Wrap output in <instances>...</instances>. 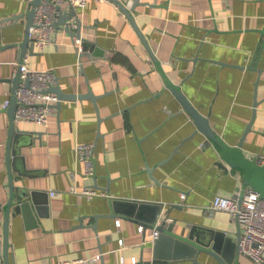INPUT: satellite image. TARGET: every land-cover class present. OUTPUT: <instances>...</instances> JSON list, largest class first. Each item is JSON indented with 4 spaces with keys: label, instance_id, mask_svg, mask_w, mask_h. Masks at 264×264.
I'll return each instance as SVG.
<instances>
[{
    "label": "crops",
    "instance_id": "1",
    "mask_svg": "<svg viewBox=\"0 0 264 264\" xmlns=\"http://www.w3.org/2000/svg\"><path fill=\"white\" fill-rule=\"evenodd\" d=\"M29 2L0 0V20L26 13ZM122 5L131 19L107 2L88 0L76 10L81 36L96 45L80 66L71 36L59 29L52 34L54 44L33 48L25 57L31 70L55 69L64 94L90 89L97 111L86 97L62 100L47 126L16 123L20 134L10 138L2 101L13 85L0 81V264H5V204L12 192L16 201L23 190L35 193L41 210L30 222L12 209L9 264H55L99 253L97 264L152 260L154 224L105 218L113 199L147 204L144 216L168 217L164 229L176 235L197 225L237 242L238 224L227 212L208 215L203 209L215 195L229 197L239 187H253L243 184L238 170L218 163L216 145L167 82L178 86L227 145H240L250 159L263 155L264 0H125ZM61 8L68 11L69 4ZM26 22L25 16L0 23V80L14 78L18 70L17 44ZM77 142L94 143V176L84 177L74 152ZM73 185L106 195L86 197L73 192ZM199 256L196 264H219ZM237 264L253 263L237 253Z\"/></svg>",
    "mask_w": 264,
    "mask_h": 264
},
{
    "label": "water",
    "instance_id": "2",
    "mask_svg": "<svg viewBox=\"0 0 264 264\" xmlns=\"http://www.w3.org/2000/svg\"><path fill=\"white\" fill-rule=\"evenodd\" d=\"M42 0H30L28 3V10L26 13H18L13 14L11 17H7L0 20V23L4 22H16L19 19H22L26 16L27 22L25 26V36L24 39L17 44L20 50L19 54V63H22L23 59L26 57L28 51H33V45H29V28L33 23L34 17V9L35 7L41 2ZM120 8L124 11L129 18L131 19L129 11L124 8L121 4ZM59 17L57 21L54 23V27L59 30H63L67 32L72 39H80L81 40V48L82 52L78 55L81 61L82 57L89 56L92 57L94 50L96 49L95 43L89 41L86 38L81 36V23L77 17V13L75 9L69 5V10L63 12L61 6L56 7ZM75 21V28L70 29L67 26L68 21L73 20ZM136 28V27H135ZM77 55V54H76ZM78 58V57H77ZM0 81H6L13 85V91H15L16 87L18 86L19 82V69L17 70L14 78L12 79H2ZM168 88L174 92L177 98L181 101L184 110L193 118L194 122L196 123L199 131L203 132L208 139L212 140V142L216 145L217 150L219 152L220 161H223L226 166L233 167L234 169L238 170L241 175L243 176V184H249L252 186L261 197H264V167L259 166L256 164L254 159H250L246 157L242 149H240V145L238 147L227 145L223 140H221L215 132L211 129L208 125V121L205 117L200 115L193 106L189 103L187 98L183 96L178 86L172 85L171 83L167 82ZM50 91L56 94L57 96V103L55 104V108L58 109L59 103L62 100H74V99H83L89 98L93 101L96 111H97V104L96 99L97 96L93 95L92 91L89 89L87 93L84 95L82 94H74L68 93L64 94L60 90L59 84L56 83L55 86L50 88ZM11 106L8 108L11 125L9 130L10 138H15L20 134L19 129L15 127L14 123V113L17 106L14 97L11 98ZM249 124L246 127L245 131H248L250 128ZM10 142L8 144V158L10 160V154H14L13 151L10 150ZM94 160V159H93ZM224 167V166H223ZM91 176H94V172ZM15 195L12 192L11 196L9 197L8 201L5 204V234H4V261L5 264H9L8 261V245L7 244V229H8V219L9 215L13 209L15 213L22 212L25 219L27 221L34 220L35 214L41 210L35 203L36 197L35 193H27V191L23 190L17 196V200L15 201ZM18 201V202H17ZM112 206L111 211L107 213L105 218L107 217H119L125 218L128 220H132L134 222L143 224L145 226L149 225L148 227H152L155 223V218L159 212H157L153 218L145 217V211L148 207L147 204H138L132 201L127 200H119L113 199L110 202ZM1 207V204H0ZM158 209V207H156ZM188 232L185 234H174L170 231L165 230L162 226L159 227L160 234L158 238L153 242V251H152V260H141L136 264H155L156 261L161 259L164 260H190L192 264L198 263L199 255L205 254L210 256L212 259L214 258L219 264H237V243L239 240L240 231L237 232V242L233 241L232 238L224 237L222 232L216 230H210L203 227H199L197 225L192 226L188 225ZM231 240V242H230ZM230 242V243H229ZM231 244V246L229 245ZM235 245V247H234ZM163 248V255L160 253V249ZM235 250H232L234 249ZM236 251V252H235Z\"/></svg>",
    "mask_w": 264,
    "mask_h": 264
},
{
    "label": "built area",
    "instance_id": "3",
    "mask_svg": "<svg viewBox=\"0 0 264 264\" xmlns=\"http://www.w3.org/2000/svg\"><path fill=\"white\" fill-rule=\"evenodd\" d=\"M96 3L107 2L115 5L118 8L125 0H94ZM88 0H42L34 9L33 23L30 26L29 45H33L34 49L40 51L45 50L55 41L52 34L56 33L54 23L59 17L56 9L57 6H62L67 3L72 6L75 11L83 10ZM67 26L72 30L76 24L74 19L68 21ZM72 45L77 54V64L80 66L81 61L79 54L82 52L81 40L72 39ZM19 69V82L15 91L6 93L2 101L3 108L8 109L11 106V97L17 103L14 113V123L18 124H37L47 126L49 118L55 112V104L57 96L50 91V88L57 83L55 69L49 68L46 70L30 69L27 65L26 58L22 63H17ZM94 143L77 142L74 147V152L84 166V177L93 174V159H94ZM257 165L264 167V154L254 157ZM77 173L73 176L76 178ZM70 189L86 197L105 196L102 191H98L92 187L82 188L78 191L75 186ZM55 193L54 191L52 192ZM185 194H181L184 198ZM210 204L204 207L203 212L211 215L214 211L221 210L229 214L230 219L238 224L240 231L239 240L237 243L238 254L250 260L253 264H264V197L251 187H239L231 196L225 197L215 195ZM168 217H162L161 213L156 218L153 230L150 233V241L153 243L159 236V227L167 228L170 223ZM141 229V228H140ZM122 243V242H121ZM101 253L91 255L89 258H79L69 260H59L55 264H97L100 260ZM137 259L131 257V264H136Z\"/></svg>",
    "mask_w": 264,
    "mask_h": 264
}]
</instances>
